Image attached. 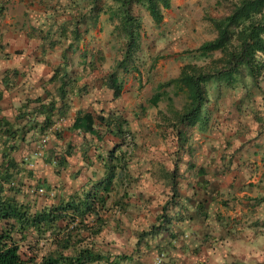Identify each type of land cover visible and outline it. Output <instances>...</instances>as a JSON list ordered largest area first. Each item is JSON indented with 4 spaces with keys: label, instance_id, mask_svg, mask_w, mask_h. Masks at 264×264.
<instances>
[{
    "label": "trees",
    "instance_id": "16d2710c",
    "mask_svg": "<svg viewBox=\"0 0 264 264\" xmlns=\"http://www.w3.org/2000/svg\"><path fill=\"white\" fill-rule=\"evenodd\" d=\"M70 2L68 8L71 13L61 24H57L59 28L57 38L54 41L50 39L48 44L53 46L65 43L62 59L66 60V63L71 61L69 56L79 51L78 45L83 36L88 34L90 28L96 27L101 15H105L112 27L111 37L120 44V58L115 61L111 72L100 78V83L111 92L112 101L119 100L124 92L125 75L119 76L118 71L127 73L131 68L137 75L141 74L136 67L142 28L138 9L146 11L154 26L158 27L164 20V11L171 8V1L70 0ZM219 4L226 7L225 13L218 18L209 16L207 18L214 29L215 37L189 52L178 76L159 83L147 104H140L139 111L135 112L134 117L139 120L141 115L145 116L147 107H156L164 98L168 103L171 102L165 90L167 88H172L174 95H182L184 98L182 108L175 111L171 118L165 117L175 145L169 155L173 169L165 175L169 182L171 198L162 207L155 224L147 231L138 232L136 244L138 247L141 244L150 247L149 239L161 237L163 232L167 231L166 225L170 221L167 210L175 203L177 197L176 179L183 160L180 155H189L185 135L196 125L206 127L211 80L218 78L215 87L223 86L236 90L241 86L250 92L260 90V82L264 79V61L261 59L264 56V0H221ZM52 34L50 29L43 38L48 40ZM216 53L219 54L218 57L215 56ZM79 59L82 64V76L84 71L92 73L100 70L104 62L101 50H81ZM76 77L79 76H74L67 64L54 70L48 81L58 82L56 93L61 101L65 98L66 88H69L70 92H76L78 87ZM82 87L84 92H87L90 84H83ZM38 102H40L36 110L38 112L31 114L29 122H35L32 125L35 128L38 115L44 116L43 121L39 123L38 134L48 137L47 132L52 129V117L56 106L52 100L46 106L41 104V101ZM93 103L95 102H90V105ZM62 107L64 116L67 105L64 104ZM130 126V113L127 110L117 111L113 107H109L108 112L102 107L96 112L78 110L69 128L88 134L101 146L105 144L102 146L103 153L95 154V161L103 170V177L92 184L90 190H81L53 203L47 193L48 187L43 194L22 189L23 183L19 182L22 176L34 179L33 171L39 169L40 163L38 161L32 163L36 168L28 170L29 164L25 160L18 162L9 157L16 149L13 145L9 146V142L19 137V130L13 129L8 122L0 119V264H130L132 257L115 254L111 248L104 251L96 244V239L105 228L103 215L111 210L108 200L113 182L123 185L129 162L132 161L120 150L125 139L133 134ZM42 138L38 139L36 144H40ZM242 149L244 147L240 146L224 156H228V160H237L236 155ZM65 155L54 157L61 169L66 168L65 159L70 152L66 150ZM34 181L38 180L35 178ZM75 220L77 221L73 224ZM41 241L43 244L40 248ZM22 243L27 245L26 252L21 250ZM161 248L156 246L157 253H163L165 259L166 249ZM41 250L44 252L43 255H40Z\"/></svg>",
    "mask_w": 264,
    "mask_h": 264
},
{
    "label": "crops",
    "instance_id": "0c3cea01",
    "mask_svg": "<svg viewBox=\"0 0 264 264\" xmlns=\"http://www.w3.org/2000/svg\"><path fill=\"white\" fill-rule=\"evenodd\" d=\"M12 2L0 0V119L19 130V137L9 142V146L16 147L9 157L18 162L25 160L28 170L36 168L32 163H40L39 169L33 171L34 179L22 176L19 181L23 183L22 189L38 194V188L45 191L48 187L49 197L57 203L70 194L90 190L103 177L95 154H102L105 144L101 146L88 134L69 128L78 110L96 112L103 101L96 89L89 87L84 92L81 77H76L75 93L66 88L64 100L57 97L58 82L48 80L58 67L73 64L62 59L66 45L48 44L50 39L57 38L59 28L45 10L23 8L20 15L8 17L6 6ZM19 2L25 4L22 0ZM50 29L53 34L46 40L43 37ZM58 48L60 52L56 56ZM81 65L77 62L78 67ZM102 89L110 93L102 107L106 112L109 107L124 110L119 107L121 98L112 101L111 92ZM51 100L56 106L53 126L47 132L44 151L38 156L36 142L45 137L38 134L44 116L38 115L35 128L32 127L35 122H29V118L33 112L37 114L38 101L46 106ZM90 102L95 103L90 105ZM64 104L66 115L62 116ZM248 144L247 140L241 144L244 149L236 155L237 160L221 155L219 160H191V154L188 160H181L176 179L177 197L167 210L170 219L167 231L161 237L149 239L150 247L136 246L137 234L149 230L162 207L170 201L171 191L165 175L173 165L167 160L161 177L156 179L166 189L164 200L159 208L150 211L154 216L146 218L148 210L143 215L145 194L141 192L135 198L137 206L131 202L134 196L130 191L138 175L152 178L153 172L132 175L133 167L137 172V163L130 161L123 185L113 182L108 200L111 210L103 215L105 228L96 239L97 247L104 251L111 248L115 254L132 257L130 264H150L157 254L156 246L166 249L163 264H264V152L261 160H246L250 155ZM66 150L70 155L65 159L66 168L61 169L54 157L66 156Z\"/></svg>",
    "mask_w": 264,
    "mask_h": 264
},
{
    "label": "rangeland",
    "instance_id": "374dc122",
    "mask_svg": "<svg viewBox=\"0 0 264 264\" xmlns=\"http://www.w3.org/2000/svg\"><path fill=\"white\" fill-rule=\"evenodd\" d=\"M170 1L171 8L164 11V20L158 27L154 26L146 11L138 9L142 28L136 67L141 74L137 75L131 68L127 73L118 71L119 76L125 75L124 92L119 107L130 113L129 129L133 132V137H127L120 150L127 154L126 158L129 156L137 163V172H134L133 167L132 175L140 174L142 171L153 172L152 178L146 176L144 179L143 175H138L130 191L134 196L131 202L137 206L138 194L141 192L145 194L147 199L143 204V207L146 206L143 215L148 210L146 218L154 216L150 211L159 208L164 200L166 189L161 182L157 183L156 179L161 177L166 168L165 163L167 164L169 160L168 156L175 147L165 117L171 118L175 111L180 110L184 98L182 95H174L172 88H167L165 90L171 102L168 103L164 98L156 107H147L145 116L141 115L139 120L135 119V112L139 111L140 104H147L159 83L178 76L189 52L215 37L208 16L218 18L226 11V7L219 4L221 0ZM22 2L25 4L13 0L6 6L8 17L20 15L23 8H31L37 12L45 10L57 26L71 13L68 8L70 0H22ZM111 31L112 27L107 22V17L101 15L96 27L90 28L88 34L83 36L78 45L79 51L69 56V60L73 62L71 66L73 75L83 79L81 84H90V89H96V94L103 101L102 107L106 105L105 101L110 98V93L103 91L100 78L111 72L115 61L120 58V44L111 37ZM56 35L57 32L54 33V37ZM81 50L102 51L104 62L100 70L92 73L84 71L83 76L81 75L82 68L77 66ZM59 52L60 48L57 49L56 56H59ZM215 56L218 57L219 54L216 53ZM261 59L264 61V56ZM217 80L218 78L212 79L209 86L206 127L196 125L185 135L186 148L192 156L191 160H219L220 155L229 154L246 140L249 142L248 146H251L250 155L246 160H261L264 152V79L260 82V90L250 92L241 86L236 90L223 86L215 87L218 84ZM164 136L167 137L163 138ZM180 157L183 160L189 159L188 154H182ZM139 163L143 164L139 166ZM143 215H140V220H143ZM42 244L43 241L39 243L40 248ZM26 249V243H22V252H26ZM43 254L41 250L40 255Z\"/></svg>",
    "mask_w": 264,
    "mask_h": 264
},
{
    "label": "built area",
    "instance_id": "2783aa9c",
    "mask_svg": "<svg viewBox=\"0 0 264 264\" xmlns=\"http://www.w3.org/2000/svg\"><path fill=\"white\" fill-rule=\"evenodd\" d=\"M45 141H46V137L42 138V140L40 141V144H39V146H38V153H37L38 156H41V151H42L41 148H42L43 144L45 143ZM37 193H38V194H43V193H44V189H43V188H38V189H37ZM51 195H52V194H51ZM76 221H77V220H75V222H73V224H75ZM163 259H164V254H163V253H157V254L154 256V258H153V260L151 261L150 264H162Z\"/></svg>",
    "mask_w": 264,
    "mask_h": 264
}]
</instances>
